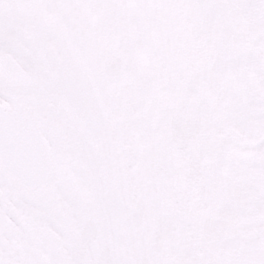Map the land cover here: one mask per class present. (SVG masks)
<instances>
[{
  "label": "snow or ice",
  "instance_id": "1",
  "mask_svg": "<svg viewBox=\"0 0 264 264\" xmlns=\"http://www.w3.org/2000/svg\"><path fill=\"white\" fill-rule=\"evenodd\" d=\"M0 264H264V0H0Z\"/></svg>",
  "mask_w": 264,
  "mask_h": 264
}]
</instances>
